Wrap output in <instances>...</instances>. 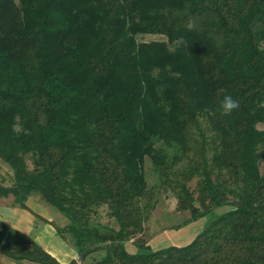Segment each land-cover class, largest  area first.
I'll return each mask as SVG.
<instances>
[{"label":"trees","instance_id":"trees-1","mask_svg":"<svg viewBox=\"0 0 264 264\" xmlns=\"http://www.w3.org/2000/svg\"><path fill=\"white\" fill-rule=\"evenodd\" d=\"M0 160V198L69 220V264H264V0H0ZM163 189L209 220L153 249L138 235ZM0 251L61 264L5 222Z\"/></svg>","mask_w":264,"mask_h":264},{"label":"rangeland","instance_id":"rangeland-1","mask_svg":"<svg viewBox=\"0 0 264 264\" xmlns=\"http://www.w3.org/2000/svg\"><path fill=\"white\" fill-rule=\"evenodd\" d=\"M138 42H152V41H167V37L159 34H138L136 36ZM145 171L150 185L159 182L157 175L153 170V165L150 158L146 159ZM262 171L264 172V163L262 164ZM196 179L192 181L191 187L195 188ZM13 182V170L5 162L0 160V184L10 185ZM35 199L42 201L40 195H34ZM12 196L6 199L8 204L12 205ZM4 201L3 198L0 202ZM49 210L55 215L52 224L58 228L65 227L69 220L59 211L48 205ZM226 208L217 209L220 213ZM97 219L105 224H109L117 228L116 223L107 215V208H102ZM209 220V217L200 218L199 220H191L190 212L188 210L178 209L177 195L171 190H161L158 194L157 205L151 213L148 221L145 223V229L138 238L145 240L153 249H159L169 245H185L191 242L194 236L202 229L204 224ZM42 220L39 219V222ZM188 221V222H187ZM60 235V234H59ZM61 236V235H60ZM62 237V236H61ZM66 243L72 245L70 241L62 237ZM133 239L126 243L129 251H135ZM98 256V254H95ZM10 259L1 256L0 264H13ZM18 264V263H17ZM21 264H32L31 262H22ZM38 264V263H35Z\"/></svg>","mask_w":264,"mask_h":264},{"label":"crops","instance_id":"crops-1","mask_svg":"<svg viewBox=\"0 0 264 264\" xmlns=\"http://www.w3.org/2000/svg\"><path fill=\"white\" fill-rule=\"evenodd\" d=\"M35 198L32 196L28 199L26 208L10 205L6 198H3L4 201L0 202V222H5L33 238L61 264H69L78 259L73 245L66 243L52 224L56 217L49 210L48 204L43 199L38 201ZM39 219L42 221L39 222ZM0 254L5 257L1 251Z\"/></svg>","mask_w":264,"mask_h":264},{"label":"clouds","instance_id":"clouds-1","mask_svg":"<svg viewBox=\"0 0 264 264\" xmlns=\"http://www.w3.org/2000/svg\"><path fill=\"white\" fill-rule=\"evenodd\" d=\"M187 27L189 28V30L193 29L195 27V22L190 20ZM239 107V101L234 99L231 95H225L219 102V109L224 114H231L234 111H237Z\"/></svg>","mask_w":264,"mask_h":264}]
</instances>
